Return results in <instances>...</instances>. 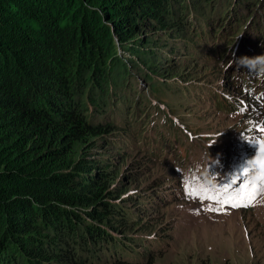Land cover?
I'll list each match as a JSON object with an SVG mask.
<instances>
[{
	"label": "trees",
	"instance_id": "16d2710c",
	"mask_svg": "<svg viewBox=\"0 0 264 264\" xmlns=\"http://www.w3.org/2000/svg\"><path fill=\"white\" fill-rule=\"evenodd\" d=\"M194 1L205 4L201 11L207 10L206 20L205 14L195 13L199 9ZM224 2L0 0V264H138L132 241L113 228L128 214L118 198L124 192L114 193L120 185L112 188L115 172L108 171L117 160L91 162L87 146L100 136L119 148L122 142L130 145L129 133L141 137V145L151 148L153 156L166 150L169 137L177 135L174 125L165 118L157 124L152 115L145 128L137 117L142 101L131 102L132 93L125 87L133 77L129 68L137 70L139 60L145 66L150 56L143 47H151L147 43L152 35L134 38L135 31L154 27V37H165L197 23L212 43L209 25L222 12L225 25L217 27L220 43L215 51L227 63L234 48L219 45L242 19L241 6L250 2ZM254 24L255 19L234 39L241 44L240 58H252L243 91L259 106L264 42L251 40L259 30ZM210 53L206 51L208 58ZM151 65L141 69L147 82L156 74L146 69ZM255 75L261 91H256ZM213 101L217 107L237 108L219 94ZM121 126L129 131L123 134ZM116 133L123 139L114 137ZM75 143L81 145L80 153ZM141 255L151 261L150 254Z\"/></svg>",
	"mask_w": 264,
	"mask_h": 264
},
{
	"label": "rangeland",
	"instance_id": "374dc122",
	"mask_svg": "<svg viewBox=\"0 0 264 264\" xmlns=\"http://www.w3.org/2000/svg\"><path fill=\"white\" fill-rule=\"evenodd\" d=\"M230 1L223 0V5ZM249 2L241 6L242 19L219 45L234 48L227 63L228 58L215 51L220 43L217 27L221 22L225 25L222 12L217 23L209 25L212 43L205 39L204 26H193L191 21L192 25L179 27L180 32L172 36L154 37V27L140 26L135 31L134 38L152 35L147 43L151 47H143L151 58L145 59V66L139 60L137 70L125 58L124 64L133 73L130 84H125L132 93L129 100L146 105L137 108L142 112L137 116L140 124L144 126L152 115L157 124L165 118L177 135L169 137L166 150L155 156L151 148L141 145V137L128 133L130 145L122 142L125 145L119 148L100 136L90 141L86 157L91 162L117 160L108 171L115 172L112 188L120 185L114 193L124 192L118 198L128 214L121 220L124 225L113 228L132 241L138 264H264V96L259 106L248 101L243 79L252 58L249 54L240 58L241 44L235 40L255 19L259 30L251 40L264 42V0ZM194 3L199 9L195 13L205 14L206 20L207 10L201 11L205 4ZM250 44L247 41L245 47L250 49ZM207 50L212 58L206 56ZM148 64L152 65L146 69L156 73L149 77L150 83L141 70ZM256 75L254 83H258ZM259 85L256 91L261 90ZM218 94L228 106L234 103L237 108L217 107L213 100ZM126 122L132 128L133 123ZM122 127L123 134L129 131ZM114 137L123 139L121 133ZM76 149L80 153L81 145ZM246 184L258 186L253 203L246 207L222 203ZM143 253L151 255L150 262Z\"/></svg>",
	"mask_w": 264,
	"mask_h": 264
},
{
	"label": "snow or ice",
	"instance_id": "6c2138e0",
	"mask_svg": "<svg viewBox=\"0 0 264 264\" xmlns=\"http://www.w3.org/2000/svg\"><path fill=\"white\" fill-rule=\"evenodd\" d=\"M258 192V186L255 184L245 185L240 192L230 195L229 199L222 201L223 204H231L233 207L248 206L253 203L256 199V194Z\"/></svg>",
	"mask_w": 264,
	"mask_h": 264
}]
</instances>
